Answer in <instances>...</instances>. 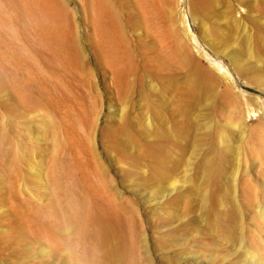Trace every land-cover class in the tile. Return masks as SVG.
<instances>
[{
    "label": "rangeland",
    "instance_id": "obj_1",
    "mask_svg": "<svg viewBox=\"0 0 264 264\" xmlns=\"http://www.w3.org/2000/svg\"><path fill=\"white\" fill-rule=\"evenodd\" d=\"M103 1L0 0V264H264V0Z\"/></svg>",
    "mask_w": 264,
    "mask_h": 264
},
{
    "label": "bare ground",
    "instance_id": "obj_2",
    "mask_svg": "<svg viewBox=\"0 0 264 264\" xmlns=\"http://www.w3.org/2000/svg\"><path fill=\"white\" fill-rule=\"evenodd\" d=\"M102 2L104 4V1L103 0H102ZM211 2H212V0H196V4L198 6H200V7H203V9L209 7L210 4H211ZM177 42H178L177 43V46H178L177 47L178 48L177 50L179 51V55L181 57V58H178V59H182L184 61H190L191 60V57L188 54V52L186 51V47H185L184 41L181 38H178V41ZM175 53H176V51H175ZM176 57H177V55H176ZM134 70L135 71H133V69H131V72L130 73H126L125 75L124 74L122 75L121 73L118 74V72H116V75L114 77L113 84H114L115 90L118 91V92L116 91V93L118 95H119V92H120L121 89L123 91L124 90L127 91L128 93H129V91L131 93V90H134V89H132V88H134V85H133L134 82H133V80L130 82V76L133 75V74L136 75L137 68L134 67ZM132 78L134 79V76H132ZM152 92L150 94V97L151 98L149 100L150 101L149 102L150 108H148V109H152L153 111H156L155 110L156 109V105H154V103L152 102L155 99V98H153V95L154 94ZM123 96L124 95H122V98H123ZM154 96L157 97L156 95H154ZM149 104H148V106H149ZM119 111H120V114H119L120 117H119V121L118 122L120 123L119 124L120 126H118V129L121 131V133L123 135V137H122V139H121V141L119 143H121L123 146H125L129 142L135 141L134 140V138H135V135L134 134L135 133H139V134H144V135H146V134L150 135L153 138V141L151 143H149V144H147V143L146 144H147V146H149L151 148L152 147L155 148V150L158 151V152L160 150H163L164 148H167V144H169L170 141L172 142V145L174 146V149L176 150V152H178V153H181L182 152V149H183V136H184V116H183V111L181 112L180 115H178L176 118L173 119V126H174V129H173L174 132L173 133L172 132L170 133V132H168L165 129V123L163 122L162 119H161L162 121L160 123L161 125L160 126H157L156 123L151 118H149L150 115L149 116L146 115L145 117L142 116V112L143 111L140 113L141 115H136L131 108L128 109V108H126V106L121 107V109H119ZM97 119H98V117L96 118V120ZM139 144L141 145V143H139ZM122 145H120V146H122ZM169 152H170V149L168 148L167 149V154H169ZM161 157L162 158H165L166 156H161ZM161 157H160V159H161ZM156 161H158V158H157ZM154 170H156V172L158 174H160V175H163L165 173L163 171V169H162L161 166H158V167L156 166ZM101 211H102V213L99 215L100 223L97 226L96 231L93 234L100 237V244L102 246V240H104V243L105 244H107L108 241L110 240V233H109L110 227L107 224H109L110 217H113V215L108 214L105 209H103ZM88 215H89V217H87L86 219L89 218L90 219L89 221L92 222V220L94 219V217L92 218L90 216V214H88ZM84 224H85V222H84ZM91 232L92 231H90V233ZM88 234H89V232H88ZM109 250H110V254L112 256L113 251L110 248H109ZM105 252H109L107 250V248H105ZM106 256H108V254H106ZM130 261L132 263H134V256H132L130 258Z\"/></svg>",
    "mask_w": 264,
    "mask_h": 264
}]
</instances>
